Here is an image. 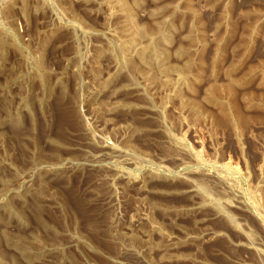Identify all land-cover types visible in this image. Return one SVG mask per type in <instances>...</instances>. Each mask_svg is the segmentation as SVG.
<instances>
[{"label": "rangeland", "instance_id": "rangeland-1", "mask_svg": "<svg viewBox=\"0 0 264 264\" xmlns=\"http://www.w3.org/2000/svg\"><path fill=\"white\" fill-rule=\"evenodd\" d=\"M125 4L133 20L104 18L101 0H0V204L23 212L0 207V264H57L62 254L66 264H117L123 245L143 244L138 234L120 242L119 230L141 212L177 242L171 251L147 226L151 264H264V0ZM107 26L123 39L135 26L163 31L156 54L144 34L126 44L118 56L127 69L105 89L114 57L95 53ZM109 95L129 103L111 107ZM103 134L118 147L125 135L143 159L101 160ZM211 174L235 189L236 228L200 193H184ZM127 255L121 264H143Z\"/></svg>", "mask_w": 264, "mask_h": 264}, {"label": "bare ground", "instance_id": "bare-ground-1", "mask_svg": "<svg viewBox=\"0 0 264 264\" xmlns=\"http://www.w3.org/2000/svg\"><path fill=\"white\" fill-rule=\"evenodd\" d=\"M32 1H34V0H32ZM8 2V1H7ZM182 3V2H181ZM189 3V2H188ZM14 4H16V3H14ZM12 3H11V1H9L8 3H6V6H5V12H6V14L8 15V13H10V12H12L11 10H12ZM14 6V5H13ZM72 6V5H71ZM101 6H102V10H101V12H102V15L104 16V18H107V19H112L114 16L116 17V15L117 14H120V15H126V14H128V17H129V19L130 20H133V16H132V14L130 13L131 11H129L128 9H129V7L125 4V0H101ZM22 7V6H21ZM186 7H187V5H186ZM45 8V7H44ZM185 8V7H184ZM189 8V7H188ZM66 9V8H65ZM21 11V10H20ZM186 11V10H185ZM188 11V10H187ZM190 11V10H189ZM23 12V11H22ZM34 12V11H33ZM140 14V13H139ZM50 17H51V15H50ZM127 18V17H126ZM136 17H134V19H135ZM143 18V17H142ZM50 19V18H49ZM50 21V20H49ZM108 21H110V20H108ZM74 22H76L75 20H74ZM78 22V21H77ZM76 22V23H77ZM125 22V21H124ZM130 23V22H129ZM105 25V24H104ZM115 25V24H114ZM44 28V27H43ZM131 28V27H130ZM45 29V28H44ZM119 29V28H118ZM154 29V28H153ZM74 31V30H73ZM95 31V30H94ZM103 32H101V35H102V39L106 42V45H105V47L104 48H102L99 52H98V54H96L95 53V55L97 56V57H99V54L100 55H102L103 53V49H106L107 51L109 50V51H111V55L110 56H112L113 55V57H114V61L116 62H113L114 64H113V66L111 67V69L108 71V74L106 75V80L105 81H101L102 82V86H104L105 87V89L106 88H108V87H110L111 85H112V83H113V81H114V78H115V76L117 77V75L120 73V71L121 70H123V69H127V68H125L124 67V64H123V60L124 59H120L121 57H119L118 55H119V53L121 54L122 53V49H125V47H126V44H128L129 42L131 43H133V42H136V41H140V39L142 38V36L141 35H143L144 37V39H146V40H148V45H146V46H150V50L152 51V54L153 53H158L157 52V50L160 48V47H158L159 46V44L156 42V41H158L159 40V38L161 37V35H162V31H163V27L162 26H157V27H155V30H153V31H150V30H148V31H146V30H142V29H140V28H138V26H135L134 27V35H138L137 37H128V38H126V39H123L122 37H119L118 36V33H117V31L118 30H116V29H111V27L110 26H107V27H104L103 28V30H102ZM99 32V31H98ZM119 32V31H118ZM45 33H46V31H45ZM42 34V33H41ZM124 34H125V32H124ZM124 34H123V36H124ZM62 35V34H61ZM65 35V34H64ZM99 35V34H98ZM72 35L70 34V37H71ZM121 36V35H120ZM129 36V35H128ZM140 36H141V38H140ZM2 37H3V34H2ZM40 37V36H39ZM50 38V37H49ZM48 38V40H50V39H52V38H50L49 39ZM143 38H142V40H143ZM4 39V38H3ZM44 40H45V38H44ZM69 40H71V39H69ZM160 41V40H159ZM4 42V41H3ZM6 42V41H5ZM49 42V41H48ZM147 42V41H146ZM43 43V42H42ZM46 43V42H45ZM57 43V42H56ZM68 43V42H67ZM131 43V44H132ZM140 43V42H139ZM77 44V43H76ZM104 44V43H103ZM11 45V44H10ZM42 45V44H41ZM47 45V44H46ZM134 45V44H133ZM139 45V44H138ZM1 46V45H0ZM3 46V45H2ZM6 46V45H5ZM136 46H137V42H136ZM135 46V47H136ZM145 46V47H146ZM7 47V46H6ZM20 47H22V46H20ZM27 47V46H26ZM46 47V46H45ZM100 47H102V46H100ZM8 48V47H7ZM6 48V49H7ZM24 48V47H23ZM133 48V47H132ZM141 48H144V47H141ZM43 49V48H42ZM83 49V48H82ZM45 50V49H44ZM74 51H75V53L77 54V52L79 51L78 50V48H76V49H74ZM127 51V50H126ZM140 51V50H139ZM30 51H28L27 53H29ZM38 52H42V51H38ZM147 52V51H146ZM160 52H161V50H160ZM164 52V51H163ZM2 53V52H1ZM43 53V52H42ZM110 53V52H109ZM22 54V53H21ZM20 54V55H21ZM104 54H105V52H104ZM123 54V53H122ZM152 54L151 53H149V56L151 57L152 56ZM33 55V54H32ZM78 55H80V54H78ZM141 56L142 55H146V53H141L140 54ZM165 55V54H164ZM103 56V55H102ZM109 56V57H110ZM136 56H138V54L136 55ZM147 56V55H146ZM162 56V55H161ZM26 57V56H25ZM24 57V58H25ZM93 57V56H92ZM104 57V56H103ZM126 57V56H125ZM150 57L148 58V59H146V61H148L149 59H150ZM112 58V57H111ZM119 58V59H118ZM142 58H143V56H142ZM157 58V55H156V57H155V59ZM26 59V58H25ZM34 59V58H33ZM39 59V58H38ZM139 59V58H138ZM35 60V59H34ZM33 60V61H34ZM78 60H80V59H78ZM100 60V59H99ZM111 60V59H110ZM140 60V59H139ZM142 60V59H141ZM151 60H153V59H151ZM41 61V60H40ZM74 61H75V58H74ZM113 61V60H112ZM143 61V60H142ZM141 61V62H142ZM154 61V60H153ZM156 61V60H155ZM42 62V61H41ZM96 62H97V60H96ZM150 62H152V61H150ZM33 63V62H32ZM75 63H77V62H75ZM109 63V62H108ZM140 63V62H139ZM153 63V62H152ZM152 63H150V64H152ZM24 64H25V62H24ZM39 64H41V63H39ZM38 64V62H37V59H36V63H35V66H36V68H35V70L39 73L40 72V68H39V65ZM98 64V63H97ZM137 64V63H136ZM44 65V64H43ZM145 65H147V64H145ZM166 65V64H165ZM164 65V66H165ZM81 66V65H80ZM134 66V65H133ZM154 65H152L151 67H153ZM191 66V65H190ZM106 67V66H105ZM140 67V66H139ZM131 68H132V66H131ZM134 68V67H133ZM163 68V67H162ZM174 68V67H173ZM28 69V68H27ZM149 69H151L150 67H149ZM153 69V68H152ZM175 69V68H174ZM173 69V70H174ZM76 70H78V69H76ZM129 71H130V69H128ZM154 70V69H153ZM118 71V73H116ZM129 71H128V73H129ZM147 71V70H146ZM163 71V70H162ZM165 71V70H164ZM171 71H172V69H171ZM179 71V70H178ZM177 71V72H178ZM75 72H77V71H75ZM105 73H106V71H104ZM159 72V71H158ZM166 72H168V70L166 71ZM21 73V72H20ZM43 73V72H42ZM59 73V72H58ZM78 73V72H77ZM113 73V74H112ZM133 73V72H132ZM169 73V72H168ZM35 74H36V72H35ZM72 74V73H71ZM76 74V73H75ZM141 74H142V72H141ZM150 74V73H149ZM163 73H161V75H162ZM177 74V73H176ZM180 74V73H179ZM113 75V76H112ZM152 75V74H151ZM165 75H166V73H165ZM170 75V74H169ZM168 75V76H169ZM178 75V74H177ZM16 76V75H15ZM15 76H13V77H11V79H10V81H9V83L7 84V88H10L8 85H10L11 86V84H14L16 81H17V78H15ZM44 76V75H43ZM48 76V75H47ZM167 76V75H166ZM188 76V75H187ZM74 77V76H73ZM100 77H102V76H100ZM137 77H139V76H137ZM146 77V76H145ZM148 77V76H147ZM150 77V76H149ZM154 77V76H153ZM28 78V77H27ZM30 78H31V76H30ZM47 78V77H46ZM75 79H76V76L74 77ZM141 78V77H140ZM81 79V78H80ZM180 79V78H179ZM100 80V79H99ZM98 80V81H99ZM123 80H124V78H123ZM126 80V79H125ZM45 81V83H47V80H44ZM128 81H130L132 84H135L136 83V79H135V77H132L131 75H130V77H128ZM50 82V81H49ZM100 82V83H101ZM120 82V81H119ZM118 82V83H119ZM143 82V81H142ZM180 82V81H179ZM139 83V82H138ZM182 83V82H181ZM5 84V83H4ZM127 84H128V82H127ZM127 84L126 83H122V85H120V87L121 88H127L126 86H127ZM151 84V83H150ZM184 84V83H183ZM50 85V84H49ZM57 85V84H56ZM100 85V84H99ZM117 85V84H116ZM143 85V84H142ZM176 85V84H175ZM5 86V85H4ZM141 86V85H140ZM80 87V86H79ZM101 87V86H100ZM129 87V86H128ZM130 87H131V85H130ZM139 86H137V88H138ZM142 87V86H141ZM146 86L144 85V87L143 88H145ZM148 87V86H147ZM4 88V87H3ZM49 88V87H48ZM51 88V87H50ZM102 88V87H101ZM132 88V87H131ZM133 88H135V87H133ZM178 88V87H177ZM52 89V88H51ZM116 89V88H115ZM147 89V88H146ZM2 90V89H1ZM4 90H6V89H4ZM49 90V89H48ZM135 90V89H134ZM149 90V89H148ZM66 91V90H65ZM112 91V90H111ZM141 91V90H140ZM113 92H116V91H113ZM142 92V91H141ZM144 92V91H143ZM146 92V91H145ZM4 94V93H3ZM49 94V93H48ZM75 94V93H74ZM109 94V93H108ZM116 94V93H115ZM142 94V93H141ZM148 94V93H147ZM77 95V94H76ZM135 95V94H134ZM80 96V95H79ZM110 96V95H109ZM118 96V95H117ZM117 96L116 97H112V96H110V97H108V98H110L111 100H113V101H115V102H113L112 101V103H111V105L109 104V106H111V107H116L115 105H118V106H121V105H124V104H128L129 102L128 101H124V100H120L119 102H121V103H118V101H116V100H118L119 98H117ZM145 96V95H144ZM4 97V96H3ZM24 97V96H23ZM77 97V96H76ZM148 97V96H147ZM151 98V97H150ZM21 100H22V98H21ZM27 100V99H26ZM60 100H62V99H60ZM77 101V100H76ZM110 101V100H109ZM133 101V100H132ZM80 102V101H79ZM123 102H125L124 104H122ZM26 103V102H25ZM101 103H103L104 104V101H102ZM20 104V103H19ZM79 104V103H78ZM75 105H76V103H75ZM80 105V104H79ZM102 105V104H101ZM107 106V105H106ZM117 106V107H118ZM131 106H132V103H131ZM138 106V105H137ZM110 107V108H111ZM126 107V106H125ZM152 107V106H151ZM102 108V107H101ZM105 108V107H104ZM103 108V109H104ZM109 108V107H108ZM119 108V107H118ZM131 108V107H130ZM132 108H133V106H132ZM135 108H136V106H135ZM77 109V108H76ZM106 109V108H105ZM112 109V108H111ZM124 109V108H123ZM127 109V108H126ZM149 109V108H148ZM18 110V109H17ZM150 110V109H149ZM105 111V110H104ZM107 111V110H106ZM113 111V110H112ZM62 112V111H61ZM76 112V111H75ZM78 113V112H77ZM73 115H75V114H73ZM107 117V116H106ZM110 117V116H109ZM10 120L12 121V123L14 124V125H17L18 124V121H19V117H18V114L17 113H13V115L10 117ZM36 124V123H35ZM107 125H109V124H107ZM112 126H113V124H112ZM159 126V125H158ZM107 127V126H106ZM112 129H114V128H112ZM84 130V129H83ZM120 130V129H119ZM126 132V131H125ZM124 133V132H123ZM127 133V132H126ZM125 133V134H126ZM23 134V133H22ZM89 134V133H88ZM99 134V133H98ZM129 134V133H128ZM127 135V134H126ZM33 136V135H32ZM87 137V136H86ZM130 137V136H129ZM110 139H111V137H110ZM115 140V139H114ZM128 139H126V137H125V135L122 137V138H120V142L119 141H117L116 143H118V144H121L122 145V147L121 146H119L118 147V145L117 144H111L110 142H109V140L104 136V134H103V137H102V145H101V147H102V150L104 151V154H103V156L100 158L101 160H109V159H112V158H122V159H126V160H130V159H132V157L134 158V160H136L137 162H138V160H141V159H143V157L136 151V150H133V147H132V149H131V146L130 147H124L123 146V144L122 143H124V144H126V143H128L129 144V141H127ZM48 141V140H47ZM131 144V143H130ZM127 145V144H126ZM135 149V148H134ZM37 152V151H36ZM40 159H41V157H40ZM99 159V158H98ZM176 159V158H175ZM179 160V159H178ZM180 160H183V159H180ZM118 161V160H117ZM131 161V160H130ZM176 161V160H175ZM133 162V161H132ZM128 163V162H127ZM96 164V163H95ZM196 164V163H195ZM2 167H3V165H2ZM3 173V172H2ZM188 179V178H187ZM225 179V178H224ZM224 179H222L220 176H218V175H216V176H212V174L211 175H204L201 179H199L198 180V184H189L188 185V187L186 188V190H185V192L184 193H186V194H188V195H190V196H198L199 195V193L201 194V196H202V198H201V196H199L200 197V204H208V205H210V206H212V208L214 209V211L216 212V214L218 215V217L220 216V217H223L224 218V220H226L227 222H229V224H230V226H232V227H235L237 224V222H236V220H235V218L233 217V215L231 214V210H233V209H238L239 207H238V205L237 204H230V202L227 200L228 199V197L230 196V194L233 192V191H235V189L230 185V183L227 181V180H224ZM109 180V179H108ZM188 181V180H187ZM200 181V182H199ZM68 184V183H67ZM135 186V185H134ZM4 187V186H3ZM8 187H9V185H8ZM139 189V188H138ZM146 192V191H145ZM211 197H215L216 199L214 200V199H212ZM108 203H109V205H112L113 204V202L115 201L116 202V198H115V196H112L111 195V197H109L107 200H106ZM197 201V200H196ZM199 203L197 204L196 203V206H198V205H200ZM189 205H191V204H189ZM23 206V205H22ZM21 206V208H23ZM0 207H3L5 210H7L8 211V213L9 214H12L13 213V215H15V216H17V217H22L23 216V212H22V210H20V209H18V210H12L11 208H9L7 205H5V206H3V205H1L0 204ZM195 207V206H194ZM199 207V206H198ZM20 208V207H19ZM193 208V207H192ZM24 209H25V207H24ZM23 209V210H24ZM187 209V208H186ZM191 209V208H190ZM194 209V208H193ZM196 209V208H195ZM211 209V208H210ZM183 210V209H182ZM1 212H2V209L0 210ZM140 211V210H139ZM174 211V210H173ZM184 211H185V209H184ZM25 212V211H24ZM191 212V211H190ZM195 212V211H194ZM189 213V212H188ZM6 215V214H5ZM150 215V214H149ZM7 217V216H6ZM214 217V216H213ZM153 219L154 218H152L151 219V217H150V219H149V217H148V215L147 214H145V213H143V212H141V213H135L134 215H132L131 217H130V219H129V221L125 224V225H123L119 230L121 231L120 233H121V235H120V237H121V240H120V242H123L122 241V239L125 241V240H128V242H129V239H131V237L133 236V235H137V237H140L141 238V240H142V243L143 244H141V247L139 248V247H137V246H135V245H133V244H131L130 242H129V244H131V245H129L128 243V245H123L122 247H123V252L124 253H122V255H132V256H137V258H141L142 259V261H143V264H151L148 260H146V258H147V255H148V253H149V247L150 246H153V245H150L149 243H150V241H149V238H150V236L152 235V231H153V233L155 232V230L157 231V230H160V231H162L161 229H162V227H160L159 228V226L157 227V225L155 224V222L153 221ZM147 226H149L150 228H152V231H150L149 230V228L147 229ZM236 228V227H235ZM207 230V229H206ZM208 231V230H207ZM117 232H119V231H117ZM213 232V231H212ZM219 232V231H218ZM217 232V233H218ZM241 232V231H240ZM162 233H163V235H164V237H165V239L167 240V244H165L166 245V248H168V249H170L171 251H173V249H175L176 248V243L177 242H175V238L174 237H172L171 235H169L168 233H166V232H164V231H162ZM205 233V232H204ZM1 234V233H0ZM161 234V233H160ZM188 234V233H187ZM210 233H208L207 235H209ZM243 234V233H242ZM2 235V234H1ZM190 235H191V233H190ZM190 235H186L187 236V238H185L184 240H188V239H191V237H193V236H190ZM196 235V234H195ZM201 235V234H200ZM215 235V234H214ZM161 236H162V234H161ZM185 236V235H184ZM216 236H217V234H216ZM219 236V235H218ZM195 237V236H194ZM132 238H134V237H132ZM56 239V238H55ZM135 239V238H134ZM138 239V238H137ZM49 241H50V239H49ZM48 241V242H49ZM56 241V240H55ZM132 241V240H131ZM139 241V240H138ZM255 241V240H254ZM1 242V241H0ZM126 242V241H125ZM253 241H252V239L251 238H249L248 236H246V242H245V244H246V246L248 245V247H250L249 245H252V244H254V242L252 243ZM134 243V242H133ZM1 244V243H0ZM57 244V243H56ZM56 244H51V248H53V249H57V248H59ZM41 245V244H40ZM161 245V244H160ZM62 247H64V246H62ZM155 247V246H154ZM247 247V248H248ZM49 248V247H48ZM61 248V247H60ZM150 249H152V248H150ZM163 249V248H162ZM164 249H165V247H164ZM152 251V250H151ZM162 251V250H161ZM166 251V250H165ZM170 251V252H171ZM44 252V251H43ZM122 255L120 256V257H118V258H116L115 259V262L117 263V264H121V259L122 260H124L126 257H124L123 256V258H122ZM127 255V256H128ZM151 257V256H150ZM169 257V256H168ZM263 257V256H262ZM5 258V257H4ZM167 258V257H166ZM17 259H20V258H17ZM68 259L69 258H67V256H65L64 254H62V256L60 257L59 256V260H56L57 261V264H66V262L68 261ZM120 260V261H119ZM55 261V262H56ZM19 262H21V261H19ZM40 262V261H39ZM38 262V263H39ZM54 262V263H55ZM52 263V262H51ZM3 264V263H2ZM56 264V263H55ZM126 264H128V263H126Z\"/></svg>", "mask_w": 264, "mask_h": 264}]
</instances>
